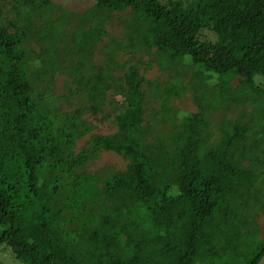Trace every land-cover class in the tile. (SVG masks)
Returning a JSON list of instances; mask_svg holds the SVG:
<instances>
[{"label": "trees", "instance_id": "obj_1", "mask_svg": "<svg viewBox=\"0 0 264 264\" xmlns=\"http://www.w3.org/2000/svg\"><path fill=\"white\" fill-rule=\"evenodd\" d=\"M261 215L264 0H0V254L264 264Z\"/></svg>", "mask_w": 264, "mask_h": 264}, {"label": "rangeland", "instance_id": "obj_2", "mask_svg": "<svg viewBox=\"0 0 264 264\" xmlns=\"http://www.w3.org/2000/svg\"><path fill=\"white\" fill-rule=\"evenodd\" d=\"M60 2L63 4L65 8L71 11H75V12L84 11L86 7L90 4V0H60ZM113 23L116 25L117 19H115ZM111 33L114 36H117L119 34L116 28ZM158 73H159V70L155 66H153L151 70L146 71V75L148 77L157 76ZM56 85L61 86L60 82H58V84ZM96 125L98 126L99 124H96ZM106 125L107 126L99 125L98 129L96 128L94 132L110 133L115 130L114 125L113 126L109 125V123ZM125 164L126 163L121 158H119L118 156H115L114 154L102 153L95 160V163L91 164L90 169L96 170V169H102V168H110L114 170H122L124 169ZM256 223L260 231L264 233V215H261L259 218H257ZM2 247H4V250H1L0 260L4 261L5 264H23L19 260L12 258L10 251L7 249V247L5 246H2Z\"/></svg>", "mask_w": 264, "mask_h": 264}]
</instances>
